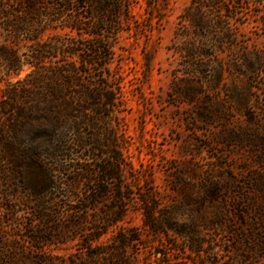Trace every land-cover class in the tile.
<instances>
[{
    "label": "rangeland",
    "instance_id": "374dc122",
    "mask_svg": "<svg viewBox=\"0 0 264 264\" xmlns=\"http://www.w3.org/2000/svg\"><path fill=\"white\" fill-rule=\"evenodd\" d=\"M107 1L72 0L66 11L52 9L59 0L0 1V50L33 61L37 46L51 47L44 64L59 67L61 45L76 44L79 60L102 44L103 69L84 67L77 80L104 85L111 100L89 127L43 126L31 145L16 117L37 126L34 68L15 74L0 60V133L14 122L22 141L11 147L36 149L46 170L0 163V264H264V0ZM200 8L206 20L188 22ZM78 20L100 38L71 30ZM103 166L119 181L89 204L101 185L88 171Z\"/></svg>",
    "mask_w": 264,
    "mask_h": 264
},
{
    "label": "trees",
    "instance_id": "16d2710c",
    "mask_svg": "<svg viewBox=\"0 0 264 264\" xmlns=\"http://www.w3.org/2000/svg\"><path fill=\"white\" fill-rule=\"evenodd\" d=\"M3 1V0H0ZM72 0H59L57 4H54L53 10L57 9H62L63 10H70L69 8L72 7ZM102 5L101 7H107L108 6V1L107 0H102ZM26 2L25 4H28L30 8L36 7V6H44L45 5V0H24ZM74 2L80 4H84L83 6H79L81 8H87L89 3H93L92 0H74ZM61 12V11H60ZM61 14V13H60ZM204 12H202V9H197L193 13V11L188 10L186 12V19L188 22H194V23H203L204 20ZM91 19V18H90ZM208 22V21H207ZM77 24H70L69 27L71 30L78 31L79 36H83V34H86L88 36H92L95 38H100V34L96 33V30L94 31V27L89 24V22H80L78 20L76 22ZM207 23L204 25H200V29H204L205 31L209 30L210 28L207 26ZM15 27L16 26H12ZM17 32V30H16ZM216 44L215 42H212V46L214 47ZM61 45V43H60ZM77 45H79L77 43ZM102 44H94L91 47L87 48L85 50V55L80 56L79 60L74 59L78 54V50H75L77 47L76 44H64L61 45L63 48H69V50H64L62 53V60L60 61L59 67L53 66V64L45 65L44 63L46 62V57H44L45 53H48L51 50H54L51 47H46L44 46H37L36 50L33 51L32 53V58L33 61H21L20 58L16 55L15 52L11 53L8 52L4 49L0 50V60L1 62L4 63L6 67H8V70L11 72H14L17 74L20 69L24 65H28L29 67L34 68L32 72V76H34V80L30 83V88L32 90H39L42 91L37 98L35 102H33L34 107L33 111H29L30 115H33V120L36 123V127L32 126V123H29V118L23 119L19 118L16 116H13L15 111L11 113V117L9 115V121L12 120L13 117H16L19 119V133L24 132V129H26V133L23 135L22 140H26L33 145L35 141L37 140V136L35 135V129H40V127L43 126H48L50 128V131H56L57 129L67 127L68 132L74 131L75 129L80 132L83 127H89V122L91 121L90 118L93 117V115H102L104 112L103 109L107 107L109 104L110 98L105 96L103 94V91H105L104 85L100 84H94L90 86H84L82 83L78 82L77 77H81L82 74H88L86 70H82L84 67L89 70L90 67L97 66L100 70L103 69L104 64L100 63L101 59V54H102ZM101 46V47H100ZM56 50V49H55ZM194 50L199 51L196 47ZM193 50V51H194ZM192 51V50H191ZM192 51V52H193ZM84 53V52H83ZM187 53V52H186ZM40 54V55H39ZM87 54V55H86ZM194 56V57H193ZM194 61H196L194 66L198 67L199 71H206V64L205 66H202L198 63L197 58H195V55H192ZM53 67L52 71L54 72H48V68ZM203 67V68H202ZM48 72V73H47ZM186 81L190 82V79H186ZM106 98V99H105ZM77 112L78 114V121L76 123L72 122H66L62 123V118L63 116L61 115L62 113H68L70 116L74 113ZM59 113V114H58ZM57 116V118H56ZM60 117V118H59ZM26 120L27 125L23 124ZM60 120V122H59ZM24 122V123H26ZM9 125V124H8ZM28 126V127H27ZM8 128L3 130L0 133V137H3L4 140L0 141V147L2 150L0 151V154H3V157H0V163L2 162L6 167H9L8 165H13L15 161H20L19 158L23 159V164L26 170H33V172L37 176H44L46 173V170L41 168L39 165L35 164L37 163V158L39 154H36V149L33 151L32 149L23 151L20 150L19 148H12V142H21L22 140H19L14 136V131L15 129V124L14 122L10 124V126H7ZM11 127V128H10ZM24 127V128H22ZM43 136V135H42ZM50 137L52 135L49 134ZM42 139L43 137H39ZM110 153L108 154L109 158L111 161L116 162L115 160V150L110 149ZM20 153V154H18ZM113 154V155H112ZM118 163V162H117ZM119 164V163H118ZM14 166V165H13ZM123 166V164H122ZM14 173H18L20 176L17 179H22L23 175L21 172L18 170L16 171L15 168L12 170ZM90 172V175L88 174V177L90 179V182L93 181V173H96L95 176V181L101 185L100 188L95 191V192H89L86 195V202L89 204H94L97 203L101 200H103L106 192L107 191V186H109L110 183H114L119 181L118 179V173H112L103 166L97 172ZM7 173V171H6ZM122 173H123V167H122ZM117 174V176H116ZM31 193V197L33 201H36L37 205H40L42 202V199L40 198L41 196V191L36 192L34 190H29ZM148 215L153 216L155 211L150 208L148 210ZM126 209L122 207V220H124L126 216ZM119 219H115L110 221V224H115L118 222ZM100 234L97 235L96 237L93 238V240H90V242H95L99 238ZM41 240V239H40ZM125 242L124 235H122V244Z\"/></svg>",
    "mask_w": 264,
    "mask_h": 264
}]
</instances>
